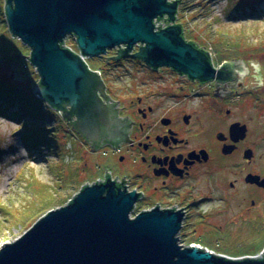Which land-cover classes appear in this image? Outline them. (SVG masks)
<instances>
[{
	"label": "flooded vegetation",
	"instance_id": "obj_1",
	"mask_svg": "<svg viewBox=\"0 0 264 264\" xmlns=\"http://www.w3.org/2000/svg\"><path fill=\"white\" fill-rule=\"evenodd\" d=\"M181 2L175 25L186 41L209 54L213 79L203 82L169 66L155 68L135 57L143 45L129 53L126 46L116 47L86 58L102 84L93 92V131L86 130L89 125L82 129L86 120L68 112L69 103L59 115L89 147L108 148L130 167L107 178L136 193L134 212L179 214L177 238L186 247L262 260L264 112L253 108L256 101L264 103V54L238 45L218 54L201 47L187 37ZM67 38L79 53L77 37ZM104 99L109 120L92 110ZM211 240L218 248L209 247Z\"/></svg>",
	"mask_w": 264,
	"mask_h": 264
},
{
	"label": "water",
	"instance_id": "obj_2",
	"mask_svg": "<svg viewBox=\"0 0 264 264\" xmlns=\"http://www.w3.org/2000/svg\"><path fill=\"white\" fill-rule=\"evenodd\" d=\"M178 3L6 0L5 13L10 32L26 44L40 76L38 96L56 110L69 103L68 112L86 120L82 129L89 125L86 130L92 132L93 92L102 84L85 63L88 57L123 46L129 53L143 45L135 57L155 68L169 66L203 82L213 79L209 54L186 41L181 26L156 29L155 18L168 15L171 22L176 20ZM70 35L77 37L79 53L63 46ZM108 108L104 99L92 110L109 120ZM97 126L103 129V124ZM135 201V192L118 187L110 177L92 183L1 248L0 264H264V259L236 260L196 246L184 248L177 238L179 214L154 209L130 218Z\"/></svg>",
	"mask_w": 264,
	"mask_h": 264
},
{
	"label": "rangeland",
	"instance_id": "obj_3",
	"mask_svg": "<svg viewBox=\"0 0 264 264\" xmlns=\"http://www.w3.org/2000/svg\"><path fill=\"white\" fill-rule=\"evenodd\" d=\"M174 1H182L180 19L187 27V37L201 47L218 54L238 45L264 54V0ZM4 7L5 0H0V78L34 97L45 117L35 120L26 112H17L20 117H13V110L0 112V249L20 238L50 211L68 205L84 186L104 181L110 172L130 171V167L121 165L119 155L114 156L108 148L98 152L89 147L58 110L36 99L40 76L30 62L26 44L10 32ZM161 19L154 20L160 24L158 30L175 25L168 15ZM64 44L75 48L69 38ZM255 105L253 112H264L263 102L256 101ZM40 123L51 131H40ZM26 125L38 137L45 136L50 146L38 141L34 146L26 143ZM130 212V218L140 213ZM208 243L211 249L218 248L215 241Z\"/></svg>",
	"mask_w": 264,
	"mask_h": 264
},
{
	"label": "trees",
	"instance_id": "obj_4",
	"mask_svg": "<svg viewBox=\"0 0 264 264\" xmlns=\"http://www.w3.org/2000/svg\"><path fill=\"white\" fill-rule=\"evenodd\" d=\"M64 43H65V40H64ZM64 43H62L63 46H64ZM192 43L196 46L194 42ZM20 90L21 89H19L17 86H13L9 84L8 81H6L5 79L0 78V112L7 113L13 110L15 112V113L13 112L14 113L13 117L14 115L16 116L19 115L20 117V114H17V112H26L27 115H29L35 120H39L43 116L45 117V115L42 113L43 110L38 106V102L35 100V98L32 97L31 95H28L26 92H23ZM36 99L38 101H42V103L45 102L43 98H40L39 96H37ZM18 102L21 105H19ZM19 106H21L20 110H19ZM32 124L39 125L37 123H32ZM40 125H42V127L40 126V131H43L46 133L51 131V129H45L42 123H40ZM23 133L25 134L24 141H26V143L29 142L30 146L31 145L34 146L35 142L37 141L38 143H44V144L46 143L47 144L46 146H50L45 136L38 137L37 134L33 132L32 130H30V127H28L27 125L25 126V131H23ZM85 187L86 186L81 188L80 191L84 189ZM73 199L74 197L70 200V203L73 201Z\"/></svg>",
	"mask_w": 264,
	"mask_h": 264
},
{
	"label": "bare ground",
	"instance_id": "obj_5",
	"mask_svg": "<svg viewBox=\"0 0 264 264\" xmlns=\"http://www.w3.org/2000/svg\"><path fill=\"white\" fill-rule=\"evenodd\" d=\"M6 5H7V4H6V2H5V7H6ZM161 18H163V17H160L159 19H161ZM161 20H162V19H161ZM155 25H156V24H155ZM156 28H157V26H156ZM64 46H66V45L64 44ZM82 190H83V189H82ZM82 190H81V191H82ZM75 197H76V196H75ZM75 197H74V198H75ZM69 203H70V202H69ZM221 256H223V255H221Z\"/></svg>",
	"mask_w": 264,
	"mask_h": 264
},
{
	"label": "built area",
	"instance_id": "obj_6",
	"mask_svg": "<svg viewBox=\"0 0 264 264\" xmlns=\"http://www.w3.org/2000/svg\"><path fill=\"white\" fill-rule=\"evenodd\" d=\"M159 23V22H158ZM160 25V24H159ZM159 25H157V22H156V26H158L159 27ZM133 213H136V212H133ZM211 253H213V252H211Z\"/></svg>",
	"mask_w": 264,
	"mask_h": 264
}]
</instances>
